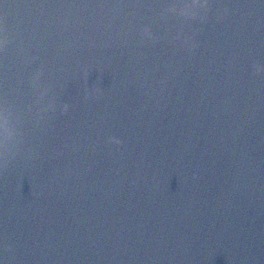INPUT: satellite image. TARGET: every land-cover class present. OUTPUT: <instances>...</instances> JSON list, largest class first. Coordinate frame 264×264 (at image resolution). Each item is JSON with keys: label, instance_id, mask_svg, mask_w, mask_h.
Returning <instances> with one entry per match:
<instances>
[{"label": "water", "instance_id": "95a60500", "mask_svg": "<svg viewBox=\"0 0 264 264\" xmlns=\"http://www.w3.org/2000/svg\"><path fill=\"white\" fill-rule=\"evenodd\" d=\"M192 22L193 0H0V264H195Z\"/></svg>", "mask_w": 264, "mask_h": 264}, {"label": "clouds", "instance_id": "9594fccd", "mask_svg": "<svg viewBox=\"0 0 264 264\" xmlns=\"http://www.w3.org/2000/svg\"><path fill=\"white\" fill-rule=\"evenodd\" d=\"M180 10L190 11L191 8L180 9ZM9 144H10L9 118H8L7 107L0 106V163H3L6 158H9V151H10Z\"/></svg>", "mask_w": 264, "mask_h": 264}, {"label": "snow or ice", "instance_id": "6c2138e0", "mask_svg": "<svg viewBox=\"0 0 264 264\" xmlns=\"http://www.w3.org/2000/svg\"><path fill=\"white\" fill-rule=\"evenodd\" d=\"M195 2V0H193V3ZM166 7H169V5L167 4V5H165ZM171 7H175V5H172ZM40 74H41V72L38 70L37 71V73H36V77H37V79H39V76H40Z\"/></svg>", "mask_w": 264, "mask_h": 264}]
</instances>
